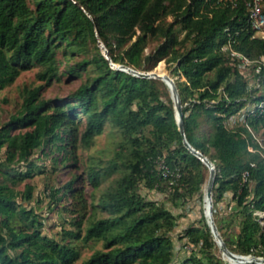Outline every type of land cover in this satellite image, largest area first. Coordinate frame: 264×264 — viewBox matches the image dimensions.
I'll use <instances>...</instances> for the list:
<instances>
[{"label":"trees","instance_id":"1","mask_svg":"<svg viewBox=\"0 0 264 264\" xmlns=\"http://www.w3.org/2000/svg\"><path fill=\"white\" fill-rule=\"evenodd\" d=\"M255 35L244 2L233 9L223 0H0V90L36 66L46 85L66 74L87 78L65 103L42 99L44 86L25 88L21 109L0 130V156L6 150L0 161V264H75L77 250L44 235L37 214L19 204L20 195L32 199L33 187L17 192L9 184L15 182L10 170L15 163L30 164L24 177H31V158L49 145L69 160L80 142L90 147L107 122L122 132L130 152L121 169L114 166L122 174L95 206L104 216L90 222L84 237L103 241L104 249L83 264H177L170 237L176 217L165 204L143 196L141 184L152 190L165 181L156 168L166 157L170 170L181 172L179 184L171 186L175 198H192L202 192L210 171L184 145L169 86L114 70L99 46L106 36L115 43L113 48L104 39L114 63L150 72L165 61L174 79L183 76L175 82L187 138L217 168L219 231L231 252L264 257V117L231 127L232 117L264 98V68L249 87L222 51L232 39L251 59L264 57V39ZM153 41L161 44L147 55ZM203 122L209 132L202 130ZM247 124L256 136L262 134V145ZM88 178L97 189L103 175L92 169ZM229 193L234 206L227 214L220 204ZM187 235L198 252L179 264L224 263L204 213Z\"/></svg>","mask_w":264,"mask_h":264},{"label":"rangeland","instance_id":"2","mask_svg":"<svg viewBox=\"0 0 264 264\" xmlns=\"http://www.w3.org/2000/svg\"><path fill=\"white\" fill-rule=\"evenodd\" d=\"M104 39L110 42L113 48L115 47L113 38L106 36L100 38V41L104 42ZM160 44L161 42L157 41L151 42L146 49V54L153 53ZM115 54L117 55V53ZM60 58H62L61 55ZM162 63L166 73L174 79L172 71L168 69L165 61L160 62L156 70L162 71ZM41 71L39 66L23 71L13 84L0 90V130L21 109L25 88L34 89L44 86L41 93L42 99L65 103L71 101L73 93L87 79L86 76L79 78L66 74L63 75L60 82L53 81L46 85V82L40 79ZM62 71H68V67L64 66ZM174 80L184 81V78L178 76ZM232 126L233 124H231ZM84 130L85 125L81 127L79 138H81ZM202 130L209 132L210 125L203 122ZM19 131L20 129L17 128L13 132L18 133ZM258 137L263 138L262 134ZM72 151L73 154H68L69 160H63L65 153L56 151L52 145L36 151L31 158V162L35 164L34 174L31 177H24V174L29 171L30 164L15 163L10 170L15 182L9 181V184L20 194L25 193L27 186L33 187L32 199L27 201L23 195H20L19 204L37 214L43 224L42 232L44 235L74 247L79 253V258L75 264H83L97 251L104 249L103 241L85 242L84 237L90 222L104 216L100 213L102 210L95 206H98L102 195L109 186L121 176L122 173L119 169L122 168V164L129 155L130 144L114 124L107 122L103 134L96 136L90 147H86L80 142L77 149ZM165 158L162 157L158 160L156 169L160 173H162V165H167ZM5 160L6 150L0 156V161L4 162ZM115 165L119 166V169H114ZM92 169L100 171L103 175L101 184L97 189L94 188L88 178ZM171 172L174 173L170 178L171 180H165L155 189L147 188L143 182L140 192L149 200L165 204L176 217V226L170 232V237L175 246V262L179 264L193 253L198 252V248L191 243L187 231L191 227L200 226L205 207V190L209 179L201 193L192 198L176 199L174 190L171 189V182L174 181L179 184L181 172L180 169L171 170ZM73 180L75 181L72 187L67 188ZM183 188L181 186V192L185 190ZM55 191L58 193L55 194ZM95 197L96 200L94 201ZM233 206L232 194L229 193L220 204V208L222 212L229 214ZM216 254L224 261L223 264H231L224 259L220 248Z\"/></svg>","mask_w":264,"mask_h":264},{"label":"water","instance_id":"3","mask_svg":"<svg viewBox=\"0 0 264 264\" xmlns=\"http://www.w3.org/2000/svg\"><path fill=\"white\" fill-rule=\"evenodd\" d=\"M100 47L102 49L103 55L110 61L111 67L114 70L124 71L136 77L142 78V79H159V80L164 81L169 86L171 90V97H172V100L175 106L176 117H177V121L179 124V131L181 132L183 136L184 145L196 157H198L209 168V171H210V178H209L207 192H206L207 198L204 197V202H205L204 215L211 229L215 242L217 243L221 252L223 253L224 259L225 257H227V258L238 261L239 264H264V257H259L255 255L243 256V255H238V254L231 252L228 249L225 243V240L223 239L219 231V228L217 226V223L214 217V198H213V189L215 186V179L217 176V168L214 162L204 153H202L201 151L193 147L187 138L186 131H185L182 100H181V96H180L177 84L175 80L172 78V76H170L167 73L165 74L159 73L156 70L157 67L153 71H150V72H141L131 67H127L125 65H118L114 63L113 60L111 59L109 50L103 41H100ZM207 201H208V205L206 203Z\"/></svg>","mask_w":264,"mask_h":264},{"label":"built area","instance_id":"4","mask_svg":"<svg viewBox=\"0 0 264 264\" xmlns=\"http://www.w3.org/2000/svg\"><path fill=\"white\" fill-rule=\"evenodd\" d=\"M227 5L236 9L241 2H244L249 11V22L255 31V37L264 39V0H223ZM222 51L227 54L231 60V65L238 68L240 73L248 80L249 87L257 84L258 76L264 68V57L259 59H251L234 48V41L230 39L223 47ZM251 117H264V98L255 104L248 105L239 114L232 117L231 123H246ZM248 129L254 134L252 128L247 124ZM256 139L262 145L263 139L256 136ZM166 164V163H165ZM161 175L165 180H169L173 176V172L167 165H162ZM249 172L244 173V180L247 181ZM175 182L172 181L171 185ZM264 218V215L260 213Z\"/></svg>","mask_w":264,"mask_h":264},{"label":"bare ground","instance_id":"5","mask_svg":"<svg viewBox=\"0 0 264 264\" xmlns=\"http://www.w3.org/2000/svg\"><path fill=\"white\" fill-rule=\"evenodd\" d=\"M157 71H158L159 73H161V74H165V73H166V72H164V71H159V70H157ZM206 192H207V188H206V190H205V197L207 198ZM206 203H207V205H208V201H207ZM225 260H226L228 263H231V264H239L238 261L233 260V259H230V258H227V257H225Z\"/></svg>","mask_w":264,"mask_h":264}]
</instances>
